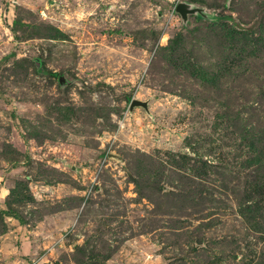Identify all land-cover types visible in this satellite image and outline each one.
Masks as SVG:
<instances>
[{
	"label": "rangeland",
	"instance_id": "1",
	"mask_svg": "<svg viewBox=\"0 0 264 264\" xmlns=\"http://www.w3.org/2000/svg\"><path fill=\"white\" fill-rule=\"evenodd\" d=\"M179 1L0 0V264H264V0Z\"/></svg>",
	"mask_w": 264,
	"mask_h": 264
},
{
	"label": "water",
	"instance_id": "2",
	"mask_svg": "<svg viewBox=\"0 0 264 264\" xmlns=\"http://www.w3.org/2000/svg\"><path fill=\"white\" fill-rule=\"evenodd\" d=\"M174 11L180 16L181 23L183 25L187 24L189 15H193L204 20L215 19L213 13H209L205 6L187 0L177 2ZM58 81L62 84L64 82V78L60 76ZM135 106H141L147 109V101H142L137 98H131L129 101V109H132Z\"/></svg>",
	"mask_w": 264,
	"mask_h": 264
},
{
	"label": "trees",
	"instance_id": "3",
	"mask_svg": "<svg viewBox=\"0 0 264 264\" xmlns=\"http://www.w3.org/2000/svg\"><path fill=\"white\" fill-rule=\"evenodd\" d=\"M226 19H227V20L230 19V16H226Z\"/></svg>",
	"mask_w": 264,
	"mask_h": 264
}]
</instances>
